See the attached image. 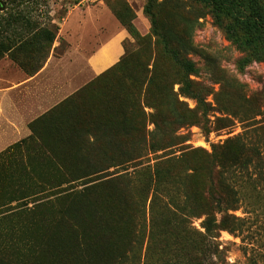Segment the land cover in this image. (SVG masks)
<instances>
[{
  "label": "rangeland",
  "instance_id": "obj_1",
  "mask_svg": "<svg viewBox=\"0 0 264 264\" xmlns=\"http://www.w3.org/2000/svg\"><path fill=\"white\" fill-rule=\"evenodd\" d=\"M184 1L188 7L189 1ZM1 2L0 18H6L11 12L21 14L22 19L12 23L0 39L3 36L13 38L12 33L16 32L20 34L17 42L29 43L32 27L26 21L49 28L57 26L52 43L54 50L49 56L58 57L68 49L59 24L64 14L73 7L82 10L91 7L96 12V17L88 19L78 31L77 37L84 43V54L108 39L114 26L126 32L123 52H132L141 44L137 34L140 37L150 34L149 18L143 13L147 0ZM200 14L203 15L198 19L199 24L192 37L196 51L189 58L197 69V75L191 78L211 89L207 97L215 109L208 116L211 132L204 135L199 125L164 128L156 138L157 142L151 146L148 136L153 129L151 124L136 126L142 129H131L122 135L116 130L117 143L127 148L143 146L142 156L130 161L124 168L111 167L87 175L90 163L106 157L94 155L95 147L101 142L91 146L90 142L94 141L92 134L97 128L114 129L113 120L96 103L99 101L104 105L110 94L118 90L121 79L109 74L96 80L99 84L95 91L78 95V90L68 96L33 122L31 136L13 146L7 156L2 157L4 153L0 155V264L2 257L14 258L28 248L38 251L43 246L46 253L53 252L55 263L72 262L73 256L79 255V235L65 227L64 214L73 209V214L79 215L82 207L99 210L102 222L106 224L118 220L131 230L137 222L144 223L146 242L153 195L156 221L159 220L157 248L164 249L158 264H206L209 261L214 264H264V159L258 169L249 166L247 174L232 172L233 168L239 170L234 167L233 161L238 155H248L251 147L259 146L264 156V62H243L245 54L227 41L212 17L206 11ZM117 15L133 24L136 33L122 25ZM87 41H92L91 49H87ZM151 42H154L153 37ZM170 65L169 60L164 58L162 67ZM14 70L25 74L7 55L0 59V89L11 85ZM1 96L0 101L3 99ZM34 98V95L25 98L24 105L32 103ZM178 99L184 103L181 109L188 117L191 110L198 113L194 100L182 96ZM228 115L232 125L215 119ZM84 146L89 148L90 154L85 153L87 157L80 150ZM214 146L218 161L216 168L221 172V176L215 179L216 186L219 190L234 192L238 198V208L229 211L230 215L238 218L235 230H220L213 239L221 252L219 260L206 251L205 242L210 238L203 234L201 219H188L189 222L184 223L181 219L184 214L170 203V200L184 199L181 192H174V178L182 179L185 186L192 185L196 192L203 194V168ZM158 163H162L171 176L156 190L155 168ZM192 168L200 170L190 176ZM138 201L141 215L134 213ZM99 227V223L87 224L86 231L93 232ZM192 229L203 236L195 234Z\"/></svg>",
  "mask_w": 264,
  "mask_h": 264
},
{
  "label": "trees",
  "instance_id": "obj_2",
  "mask_svg": "<svg viewBox=\"0 0 264 264\" xmlns=\"http://www.w3.org/2000/svg\"><path fill=\"white\" fill-rule=\"evenodd\" d=\"M188 1L190 5L187 7L184 0H147L143 13L149 18L150 34L142 37L137 34L138 42L140 41L141 44L134 51L125 50L115 64L82 86L79 91L77 90L78 95L93 92L99 84L96 80L109 74L121 79L118 90L110 94L104 105L99 101L96 103L113 120L114 129L97 128L95 134H92L94 141L90 142L91 146L96 145L97 141L101 142L95 147L94 155L106 157L90 163L87 175L102 172L111 167L124 168V165L142 156L143 146L127 148L117 143L116 130L122 135L131 129L140 131L142 128H137L138 126L151 124L153 129L148 132L151 146L157 142L156 138L164 128L199 125L204 135L211 132L208 116L210 112L215 111L212 103L207 100L211 89L201 81L191 78L197 75V69L189 58V55L196 51L192 37L194 29L199 24L198 19L203 15L200 12L206 11L212 17L213 23L222 30L227 41L245 54L243 62H264V0ZM164 9L165 11L161 13ZM117 18L128 30L136 33L133 24L125 22L119 15ZM21 19V14L11 12L6 18L1 17L0 35L9 30L12 23L19 22ZM26 23L32 27L29 43L21 40L17 42L16 39L20 37V34L16 32L12 33L13 38L1 37L0 59L7 55L26 75L33 76L44 66L49 57L58 28L30 24L27 21ZM151 37L154 38V42H151ZM164 58L169 60L170 67H162ZM175 86H177L176 90ZM179 96L194 100L195 110H198V113L191 110V115L188 117L181 109L184 103L179 101ZM145 109L149 111L146 112ZM229 116L215 117V119L232 125ZM35 120L28 126L31 132L29 136L33 134L32 124ZM24 139L7 147L0 152V155L4 153L2 157L7 156L14 149L12 147L23 142ZM215 148L214 146L203 168L205 174L203 194L196 192L192 185L185 186L182 179L174 178V192H181L184 199L183 201L170 200V203L178 212L184 214L181 218L184 223H188V219H201L200 227L204 231L203 234L210 238L208 242H205L206 251L219 260L221 252L214 245L213 239L218 236L220 230L228 229L230 232L235 230L238 218L230 215L229 211L238 208V198L234 192L219 190L216 186L215 179L221 176V172L216 168L218 161L215 158ZM80 150L85 157L87 153L90 154L89 148L85 146ZM237 157L233 164L239 170L236 171L233 168V174L234 172L247 174L249 166L258 169L260 162L264 159L259 146L251 147L248 155L241 154ZM198 170L200 169L192 168L190 176L195 175ZM155 175L156 190L171 176L162 163H158L155 168ZM154 197L153 195L149 206L150 225L146 242L144 223L137 222L136 226L130 230L118 220L111 224L103 223L101 212L94 208L86 210L82 207L79 215L73 214V209L68 210V213L64 214L66 217L64 225L70 232H76L79 235L77 239L79 255L73 256L72 262L68 264H158L162 260L164 249L157 248L156 230L159 220L156 221ZM134 213L138 215L142 213L139 201L136 202ZM97 223L100 224L97 230L86 231L87 224ZM192 230L195 234L203 236L196 229ZM144 242L145 248H143ZM53 255L51 251L46 253L44 246L38 251L28 248L25 253L17 257H2L1 264H57ZM206 264H214V262L209 261Z\"/></svg>",
  "mask_w": 264,
  "mask_h": 264
},
{
  "label": "crops",
  "instance_id": "obj_3",
  "mask_svg": "<svg viewBox=\"0 0 264 264\" xmlns=\"http://www.w3.org/2000/svg\"><path fill=\"white\" fill-rule=\"evenodd\" d=\"M94 17L96 12L91 7L86 10L73 7L68 10L59 24L60 34H64L68 49L58 57L50 55L33 76L14 70L13 79L9 81L11 85L0 89L3 98L0 101V152L28 137L31 133L28 126L33 120L50 111L119 60L126 32L117 26L103 43L96 44L88 54L83 53L84 43L77 37L78 31L83 23ZM91 42H86L87 49H91ZM32 95L35 96L34 101L24 105V99Z\"/></svg>",
  "mask_w": 264,
  "mask_h": 264
},
{
  "label": "flooded vegetation",
  "instance_id": "obj_4",
  "mask_svg": "<svg viewBox=\"0 0 264 264\" xmlns=\"http://www.w3.org/2000/svg\"><path fill=\"white\" fill-rule=\"evenodd\" d=\"M0 4H1V7H2V2H1V0H0Z\"/></svg>",
  "mask_w": 264,
  "mask_h": 264
},
{
  "label": "water",
  "instance_id": "obj_5",
  "mask_svg": "<svg viewBox=\"0 0 264 264\" xmlns=\"http://www.w3.org/2000/svg\"><path fill=\"white\" fill-rule=\"evenodd\" d=\"M0 8H1V4H0Z\"/></svg>",
  "mask_w": 264,
  "mask_h": 264
}]
</instances>
